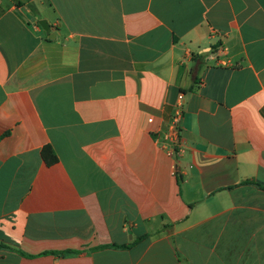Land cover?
I'll return each mask as SVG.
<instances>
[{"label":"crops","instance_id":"0c3cea01","mask_svg":"<svg viewBox=\"0 0 264 264\" xmlns=\"http://www.w3.org/2000/svg\"><path fill=\"white\" fill-rule=\"evenodd\" d=\"M0 264H264V0H0Z\"/></svg>","mask_w":264,"mask_h":264},{"label":"built area","instance_id":"2783aa9c","mask_svg":"<svg viewBox=\"0 0 264 264\" xmlns=\"http://www.w3.org/2000/svg\"><path fill=\"white\" fill-rule=\"evenodd\" d=\"M184 103V95L180 94L179 104L176 108V112L172 116L169 131L165 134L164 139L165 142L170 145V150L178 155H181L184 152V142L180 136V126L182 122V112Z\"/></svg>","mask_w":264,"mask_h":264},{"label":"trees","instance_id":"16d2710c","mask_svg":"<svg viewBox=\"0 0 264 264\" xmlns=\"http://www.w3.org/2000/svg\"><path fill=\"white\" fill-rule=\"evenodd\" d=\"M42 157L47 164H54L58 161V157L54 149L48 145L42 150ZM122 248H128L127 246H122Z\"/></svg>","mask_w":264,"mask_h":264},{"label":"water","instance_id":"95a60500","mask_svg":"<svg viewBox=\"0 0 264 264\" xmlns=\"http://www.w3.org/2000/svg\"><path fill=\"white\" fill-rule=\"evenodd\" d=\"M40 25H41L42 28H43L44 30H46V31H48V30L50 29V27H49L47 21H45V20L40 21Z\"/></svg>","mask_w":264,"mask_h":264}]
</instances>
